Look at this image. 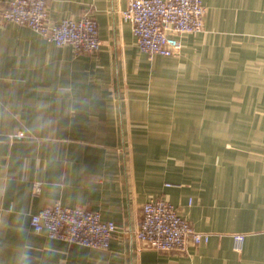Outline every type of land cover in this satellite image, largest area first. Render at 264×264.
<instances>
[{
	"label": "crops",
	"instance_id": "obj_1",
	"mask_svg": "<svg viewBox=\"0 0 264 264\" xmlns=\"http://www.w3.org/2000/svg\"><path fill=\"white\" fill-rule=\"evenodd\" d=\"M128 2L49 0L54 22L97 19L87 54L0 16V264H264V0H203V30L152 57ZM156 197L210 240L142 248ZM58 201L115 221L110 247L36 232L31 215Z\"/></svg>",
	"mask_w": 264,
	"mask_h": 264
},
{
	"label": "built area",
	"instance_id": "obj_2",
	"mask_svg": "<svg viewBox=\"0 0 264 264\" xmlns=\"http://www.w3.org/2000/svg\"><path fill=\"white\" fill-rule=\"evenodd\" d=\"M48 7L49 0L2 1L0 16L4 21L29 26L58 45L70 44L78 54L100 50L103 42L94 16L87 14L54 22ZM206 12L203 0H129L122 15L131 23L139 48L152 57L179 53L182 42L178 36L203 30ZM41 191V182L36 181L34 193ZM31 224L36 232L100 249L110 247L118 229L115 221L104 220L98 210L66 206L59 201L33 213ZM136 235L142 248L148 246L166 252H187L190 243L200 244L211 238L210 232L196 230L175 204L160 197L142 205ZM233 238L234 248L242 250L246 234L235 233Z\"/></svg>",
	"mask_w": 264,
	"mask_h": 264
}]
</instances>
